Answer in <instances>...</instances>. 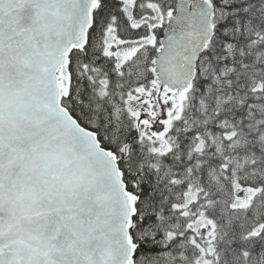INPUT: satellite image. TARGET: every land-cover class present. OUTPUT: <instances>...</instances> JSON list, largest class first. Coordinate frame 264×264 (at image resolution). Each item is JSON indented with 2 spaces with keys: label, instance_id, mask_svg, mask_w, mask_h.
<instances>
[{
  "label": "snow or ice",
  "instance_id": "1",
  "mask_svg": "<svg viewBox=\"0 0 264 264\" xmlns=\"http://www.w3.org/2000/svg\"><path fill=\"white\" fill-rule=\"evenodd\" d=\"M0 264H264V0H0Z\"/></svg>",
  "mask_w": 264,
  "mask_h": 264
}]
</instances>
